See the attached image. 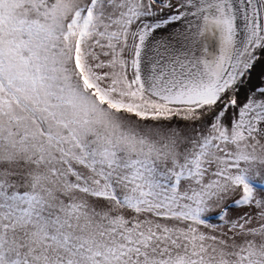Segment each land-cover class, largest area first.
I'll use <instances>...</instances> for the list:
<instances>
[{"label":"snow or ice","instance_id":"snow-or-ice-1","mask_svg":"<svg viewBox=\"0 0 264 264\" xmlns=\"http://www.w3.org/2000/svg\"><path fill=\"white\" fill-rule=\"evenodd\" d=\"M0 264H264V0H0Z\"/></svg>","mask_w":264,"mask_h":264}]
</instances>
